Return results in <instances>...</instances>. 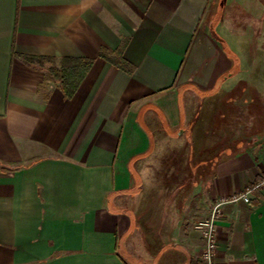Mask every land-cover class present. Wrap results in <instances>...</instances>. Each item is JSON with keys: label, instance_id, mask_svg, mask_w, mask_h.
<instances>
[{"label": "crops", "instance_id": "0c3cea01", "mask_svg": "<svg viewBox=\"0 0 264 264\" xmlns=\"http://www.w3.org/2000/svg\"><path fill=\"white\" fill-rule=\"evenodd\" d=\"M262 8V0H0V264H134L122 251L140 257L141 241L156 248L153 264H202L196 224L217 199L249 187L248 202L222 207L216 261L264 264V80L225 51L224 32ZM103 48L122 49L134 71L105 60ZM66 58L92 62L69 99L49 72ZM249 115L257 132L224 135L232 123L245 129ZM222 137L237 147L209 148L210 167L195 157ZM162 141L180 145L184 166L175 158L151 167ZM148 175L173 179L135 205Z\"/></svg>", "mask_w": 264, "mask_h": 264}, {"label": "rangeland", "instance_id": "374dc122", "mask_svg": "<svg viewBox=\"0 0 264 264\" xmlns=\"http://www.w3.org/2000/svg\"><path fill=\"white\" fill-rule=\"evenodd\" d=\"M262 1H263V8H262L261 13L259 15H256L254 17V19H252V20L248 16L240 17V18H238V20L240 22L236 23L235 18L233 16H231V15H233V10H227V13L229 14V15H227V19L231 22L233 20L234 23H236V24H232L230 32L228 31V29H226V31H224V32H225V35L227 36L228 41L230 43L229 44L230 46L228 44L227 45L225 44L226 45L225 51H228L227 49H229L230 52H232V53H230V55H232V57H234V58H236L239 54L240 55L239 57L242 59V61L247 63V64H248V62H250V66L253 68L258 66V69H256L255 72L252 71L250 74H252L253 78H258V79H259V74H260L264 80V0H262ZM227 3H228V1H227ZM242 21H244V22H242ZM239 23H241V24H239ZM235 28L240 29L239 30V32H241L240 35L233 32V29H235ZM216 36H217V34H216ZM231 46L234 49H236L235 51L238 52V53L236 52L237 53L236 55L232 51ZM256 58H258L259 62L251 64L252 61L255 62ZM51 65L52 66L55 65V67H57V68L60 67L59 65L55 64V62L52 63ZM263 85H264V83H263ZM241 103L243 105H245L244 101H242ZM247 105L248 104L246 103V106ZM207 111H209V110L204 109L203 115H206ZM257 115L258 114L256 113V116ZM240 122L244 123V125L246 124L247 127L245 129H243L242 127H238V122H236V123H232V127L229 130H227L226 132L224 131V135L226 137L230 138L231 141L238 140L239 138L243 137L244 135L249 137L250 135H252V133L254 131L257 132V130H258L257 126H256V129H255V127L254 128L252 127V124L254 121H253V119L251 120L250 115L247 116L246 121H244V122L240 121ZM219 130L217 129V131H215L214 129H212L211 134L213 135L215 132V134H214L215 137H216V135L219 137V134H220ZM168 132H170V131H168ZM226 137L220 138V141H218L220 143H215L213 145L212 144H205L204 148H202L203 151L195 157H197V158L199 157L201 159L202 158H208L209 161H207V162L209 164V167L212 166L213 162L216 160V157L214 160L211 159L212 153H210V151H209V153H207L208 152L207 150H209V148L214 149L213 151L212 150L211 151L215 153L217 151L223 150L224 148L226 149L227 146H230V148H232V149L233 148L235 149V147H237V144H234V143H231L230 145H228L226 143H222V141L224 139H226ZM216 140H217V137H216ZM179 146L180 145H177L174 142L165 144L164 141H162V143H159L157 145L155 153L152 155V158H150V160H149L151 167L152 168L154 167V169L156 168V169L163 171L165 167H169V168L172 167L173 166L172 164L175 163L176 159H177L176 162L180 166L181 164L179 162L181 160L179 158L182 156L180 154L179 149H181V148ZM182 146H184V145H182ZM241 146H244V145H241ZM182 148H183L182 151H183V155H184L187 151L186 150L187 146L185 145ZM207 156H209V157H207ZM183 157L186 158V156H183ZM185 161L186 160H184V162ZM200 161L203 163L206 162L205 160H203V161L200 160ZM201 162L198 165V166H200V168H201V165L203 164ZM181 166H184V165L182 164ZM165 178L169 179V180L173 179V177H166V176L163 177V176H159V175H156V176L148 175V176H146V178L144 179V181L142 183L144 185L148 186V189H146V191L144 193H142V192L138 193V195H136V197L133 199V204L143 205L144 202H146V201H147L146 203H151L150 201L154 200V197H153L154 196V190L152 189L153 184L163 185L166 183ZM141 243H142L141 245L143 247L142 248L143 252L140 253V255H141L140 257L133 259L132 257H130L129 255L126 254L125 250L122 251L123 256L128 261H131L134 264H153L154 259L151 260L150 258L153 255H155L154 253H156L155 252L156 248L150 249L146 246V242L141 241Z\"/></svg>", "mask_w": 264, "mask_h": 264}, {"label": "trees", "instance_id": "16d2710c", "mask_svg": "<svg viewBox=\"0 0 264 264\" xmlns=\"http://www.w3.org/2000/svg\"><path fill=\"white\" fill-rule=\"evenodd\" d=\"M227 50L228 53H232L229 49ZM100 55L105 60H108V62L113 63L129 73L134 71V66L123 58L122 49L110 50L103 48L101 49ZM91 64L92 62L88 59L66 58L59 63V68L55 67V65L51 66L49 72L53 76L52 78L61 82L62 90H64L69 99L84 79V75L89 71Z\"/></svg>", "mask_w": 264, "mask_h": 264}, {"label": "built area", "instance_id": "2783aa9c", "mask_svg": "<svg viewBox=\"0 0 264 264\" xmlns=\"http://www.w3.org/2000/svg\"><path fill=\"white\" fill-rule=\"evenodd\" d=\"M253 187H249L245 191L235 193L231 196L217 199L216 203L209 212V216L200 220L196 224V228L202 233L204 240L203 249L200 252V261L202 264H217L216 251L218 249L217 237V224L223 215V205L227 202H233L237 200H244L248 202L250 199V192Z\"/></svg>", "mask_w": 264, "mask_h": 264}, {"label": "water", "instance_id": "95a60500", "mask_svg": "<svg viewBox=\"0 0 264 264\" xmlns=\"http://www.w3.org/2000/svg\"><path fill=\"white\" fill-rule=\"evenodd\" d=\"M221 82H223V79H220L219 81H218V83H216L217 85H216V89L220 86V83Z\"/></svg>", "mask_w": 264, "mask_h": 264}]
</instances>
